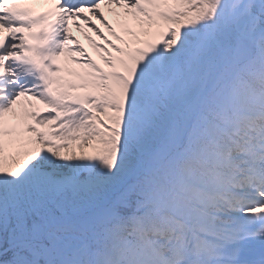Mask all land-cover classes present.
<instances>
[{"label":"snow or ice","instance_id":"1","mask_svg":"<svg viewBox=\"0 0 264 264\" xmlns=\"http://www.w3.org/2000/svg\"><path fill=\"white\" fill-rule=\"evenodd\" d=\"M44 2L0 0V264H264V0Z\"/></svg>","mask_w":264,"mask_h":264},{"label":"bare ground","instance_id":"2","mask_svg":"<svg viewBox=\"0 0 264 264\" xmlns=\"http://www.w3.org/2000/svg\"><path fill=\"white\" fill-rule=\"evenodd\" d=\"M102 10L105 12V15H106V17H108L109 18V20H110V22L113 24V27H114V29L118 32V33H120L121 35H123V33L121 32V29L118 27V25L116 24V16L114 15V13H123V9H120V8H116V6L115 5H111V6H102ZM83 28L84 29H86L84 26H83ZM133 29H135V26L133 27ZM149 29V28H148ZM148 29H146V30H148ZM105 32V31H104ZM105 35H108V33H107V31L105 32ZM89 36V35H88ZM77 37H79V38H81L85 43H89L86 39H85V34H84V32H80V34H77ZM109 39H112V37L111 36H109ZM139 40L140 41H143V40H145V37L143 36V37H140L139 38ZM96 42L97 43H100L101 41L99 40V41H97L96 40ZM114 42H116V43H119L118 41H114ZM91 47V46H90ZM91 50H90V48H86V52L89 54V55H91V52H90ZM114 55H115V53H114ZM92 56V58L94 59V60H97L98 61V58L96 57V55L95 56H93V55H91ZM63 58V57H62ZM64 59V58H63ZM99 62V61H98ZM74 67H78V65H74ZM22 103L24 102V101H21ZM33 104H36V102L35 101H33Z\"/></svg>","mask_w":264,"mask_h":264},{"label":"rangeland","instance_id":"3","mask_svg":"<svg viewBox=\"0 0 264 264\" xmlns=\"http://www.w3.org/2000/svg\"><path fill=\"white\" fill-rule=\"evenodd\" d=\"M138 33L140 32V29H139V27L137 26V30H136ZM147 32H148V35L147 36H145V35H139L138 36V38H140V37H143V36H145L147 39H152V37H153V34H154V32H155V29H149V30H146ZM156 39H158V36H157V38ZM96 57H98V53L96 52ZM85 150H87V148H85ZM79 151L80 150H77V153L79 154Z\"/></svg>","mask_w":264,"mask_h":264}]
</instances>
